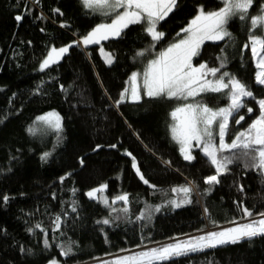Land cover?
I'll return each instance as SVG.
<instances>
[{"label": "trees", "instance_id": "trees-1", "mask_svg": "<svg viewBox=\"0 0 264 264\" xmlns=\"http://www.w3.org/2000/svg\"><path fill=\"white\" fill-rule=\"evenodd\" d=\"M262 3L254 0L249 19L237 16L229 21L231 39L206 41L192 60L194 65L219 68L217 57L223 55L221 72L247 85L256 99H264V86L256 83L252 52L244 46L249 43L250 17L259 13ZM201 6L213 11L223 4L222 0H178L174 11L157 25L165 33L160 41L153 42L145 24H133L119 37L84 45L81 37L109 19L86 9L81 0H0V264L52 260L102 264L112 255H131L174 238L221 230L232 226V221L255 219L242 217L241 204L264 213V175L245 168L244 160L229 165L212 186L204 179L215 169L200 148H192L193 161L184 160L169 129L171 110L184 101L142 95L139 101L115 103L130 72L142 70L160 50L177 41V33ZM18 15L22 20H16ZM61 45L71 47L41 71L38 64L48 49ZM100 46L111 52L112 64L103 61ZM195 100L211 108L228 104L222 93H203L189 102ZM246 102L253 112L245 107L230 119L226 140L259 115L256 100L246 98ZM50 110L62 118L59 132L36 130V117ZM239 116L245 119L236 125ZM30 127L36 131L30 133ZM45 152L50 155L41 159ZM132 157L149 184L136 174ZM102 184L107 185L101 193L107 204L86 195ZM184 185L192 188L187 197L191 203L180 207L167 203L185 199L184 193L171 191ZM124 193L127 202L112 203ZM4 196L9 197L7 202ZM156 206L159 211H154ZM146 208L153 210L151 218L137 219ZM105 219L110 222L103 224ZM66 247L72 251L64 256ZM159 264H264V236Z\"/></svg>", "mask_w": 264, "mask_h": 264}, {"label": "snow or ice", "instance_id": "snow-or-ice-1", "mask_svg": "<svg viewBox=\"0 0 264 264\" xmlns=\"http://www.w3.org/2000/svg\"><path fill=\"white\" fill-rule=\"evenodd\" d=\"M178 0H81L86 9L98 12L103 17L110 19L109 23L97 24L86 36L82 38L84 45L107 40L110 37H119L123 31L133 24H145V31L151 36L153 42L160 41L165 33L157 30L160 21L165 20L177 7ZM223 7L218 10L205 11L201 6L197 14L188 22L187 26L177 33L178 42L171 43L166 49L160 51L155 59L148 61L142 74L133 72L129 77L131 83L130 98L132 101L142 99L138 77L142 75L143 96L149 98L177 99L185 101L172 110L170 116L174 123L169 125L172 139L180 146L179 150L184 160L193 161L195 156L192 148L198 147L203 155L208 159L215 169V174L205 177L204 182L210 186L220 182L219 177L229 171V165L238 160L245 161V168L257 170L264 175V99H256L254 93L247 85L232 76L228 72H221L224 67L226 57H217L221 61L220 67H208L207 63L193 66L192 60L200 54L201 46L206 41H224L231 39L232 34L227 30V25L233 17L240 20L249 19V10L254 5V0H222ZM59 12V9L56 10ZM22 16H16V20H22ZM264 28V3L261 4L259 13L250 17L249 43L244 47H251L253 59L256 61L255 74L256 83L264 86V36H256L253 29ZM181 33L184 34L180 39ZM79 43V42H74ZM154 46V44H153ZM71 45L51 48L47 56L40 63V70L47 69L50 65L57 63L65 53L69 51ZM225 50L221 49L223 54ZM106 64L113 63L111 53H105L101 49ZM143 53H137L142 55ZM218 79L208 80V74L216 76ZM227 78V80L225 79ZM127 83V82H126ZM227 90V91H225ZM222 93L227 96L229 103L226 107L213 109L200 100L186 102L189 98H197L203 93ZM129 89L125 88L120 93V98L115 101L117 105L125 102ZM247 99L256 100L259 107V115L252 120L246 129L236 133L231 142H226L225 137L229 133V118H234L240 109L247 107ZM249 113L253 112L251 107H247ZM240 116L235 120L240 124L244 120ZM36 120L43 125L57 132L62 127L61 116L56 112L45 113L36 117ZM215 126V131H214ZM30 133H34V128H29ZM218 137V143L214 142ZM194 142V143H193ZM100 145H97L99 148ZM110 147L115 148L116 145ZM228 153L225 155L224 153ZM126 154L131 156L130 152ZM50 153L45 152L41 159H47ZM81 163L83 161L81 160ZM132 167L139 178L145 183V179L140 171L135 157H132ZM61 180L64 177L60 178ZM155 187L154 185H150ZM107 185H100L99 188L90 190L86 195L96 199L97 193L104 191ZM210 190V189H209ZM243 191V188L240 189ZM172 192H182L185 199L179 203L175 200L168 201L173 207H180L182 204L191 203L187 197L190 196L192 188L184 185L179 188L173 187ZM8 196L3 200L7 202ZM128 201L127 193L117 195L115 201ZM105 204L108 201H103ZM243 218L253 217L244 223H236L232 227H226L218 231H208L202 235L191 236L186 239L174 238L172 242L165 243L158 247H153L144 251H139L127 256H120L111 261H103L102 264H154V262H167L174 257L186 256L189 253L201 252L205 249H215L227 244H236L242 239H252L257 236H264V213H254L252 210L240 205ZM75 211V208H73ZM160 206H156L154 211H159ZM127 211V209H124ZM153 210L146 208L141 218H151ZM207 212V209H205ZM56 228L60 227V218H56ZM110 221L105 219L103 224ZM37 228L40 225H36ZM32 231V229H29ZM45 247L48 241L45 240ZM25 251V249H21ZM71 247H66L61 254L67 256L71 253ZM49 264H59L52 260Z\"/></svg>", "mask_w": 264, "mask_h": 264}, {"label": "rangeland", "instance_id": "rangeland-1", "mask_svg": "<svg viewBox=\"0 0 264 264\" xmlns=\"http://www.w3.org/2000/svg\"><path fill=\"white\" fill-rule=\"evenodd\" d=\"M257 15V14H256ZM255 16V15H254ZM193 18V17H192ZM191 20V19H190ZM110 22V19L107 21V22H101V23H109ZM98 24H100V23H98ZM97 25V24H96ZM95 25V26H96ZM94 26V27H95ZM187 26V25H186ZM185 26V27H186ZM93 27V28H94ZM92 28V29H93ZM92 29H90L88 32H90ZM87 32V33H88ZM87 33H86V35H87ZM251 34H254V35H256V36H261L262 34H264V28H259V27H257L256 29H253L252 30V33ZM86 35H84V36H86ZM83 36V37H84ZM83 37H81V43H82V38ZM110 38H114V37H110ZM183 38V37H182ZM182 38H180V39H182ZM102 41V40H101ZM100 41V42H101ZM175 42H178V40L177 41H175ZM174 42V43H175ZM83 44V43H82ZM90 45V44H89ZM170 45V44H169ZM168 45V46H169ZM64 46H68V45H61V46H51L49 49H48V51L51 49V48H53V47H55V48H60V47H64ZM167 46V47H168ZM167 47H165L164 49H166ZM250 47V46H249ZM101 49H103L104 50V52L105 53H111L109 50H107V49H105L103 46H100L99 47V53H100V56L102 57V59H103V57L104 56H102V54H101ZM164 49H162V50H164ZM250 49H251V47H250ZM162 50H160V51H162ZM48 51L46 52V54L42 57V59L40 60V62H39V64H38V67H39V69H40V63L42 62V60L47 56V53H48ZM159 51V52H160ZM158 52V53H159ZM157 53V54H158ZM157 54H156V56H157ZM156 56H154L153 58H151L150 60H152V59H155L156 58ZM253 57V56H252ZM149 60V61H150ZM103 61L105 62V60L103 59ZM253 61H254V65H255V68H256V61L253 59ZM148 63V62H147ZM201 64V63H200ZM147 65V64H146ZM199 65V64H198ZM198 65H194L193 64V66H198ZM144 69H145V67L142 69V70H139V69H135V70H132L131 72H130V74H129V76H128V78H127V80H126V84H125V87L123 88V90L125 89V88H128L129 89V93L127 94V96H126V99H128V100H131V98H130V89H131V83H130V81H129V77L131 76V74L133 73V72H136V73H140V74H142L143 72H144ZM258 69L256 68L255 69V74H256V71H257ZM206 79H208V80H215L214 78H206ZM138 85L140 86V90H141V95H143V92H142V75L140 76V77H138ZM122 90V91H123ZM190 99V98H189ZM189 99H188V101H186V102H189ZM194 99V98H193ZM132 101V100H131ZM185 102V101H184ZM183 102V103H184ZM189 103H191V102H189ZM228 103H229V101H228ZM179 106V105H178ZM227 105H225V106H221V107H226ZM221 107H219V108H221ZM213 109H217V108H213ZM173 110V109H172ZM172 110H171V112H172ZM49 112H53V110H50V111H47V112H45V113H49ZM54 112H56V111H54ZM170 112V113H171ZM45 113H43V114H41L40 116H42V115H44ZM57 113V112H56ZM235 117H237V115H235ZM232 117H230L229 118V121H230V119H231ZM170 119H171V123L170 124H172V123H174V121H173V119H172V117L170 116ZM248 127V126H247ZM246 127V128H247ZM245 127L244 128H240V129H236V130H233L232 131V133H231V135H230V138L228 139V140H226V137H225V140H226V142H231V139L236 135V133H238V132H240V131H243L244 129H246ZM36 130H40L41 132H43V133H45V132H47V131H49V130H51V131H53V129H50V128H48L47 126H45V125H43L41 122H39V121H37V126H36V128H35ZM214 131H215V126H214ZM214 142H216V143H218V137H216V139H215V141ZM194 143V142H193ZM177 144V143H176ZM177 146H178V148H180V146L177 144ZM215 174V173H214ZM90 191V190H89ZM88 191V192H89ZM87 192V193H88ZM102 192H99V193H97V198L99 197L100 199V201L102 202V203H104L103 201L106 199L107 200V197H106V195L104 194H101ZM111 201H113V199L111 200ZM232 226H234V225H232ZM232 226H229V227H232ZM121 256H127L126 254L125 255H121ZM117 257H120L119 255H112V256H109V258L110 259H108V260H105V261H111V260H113V259H115V258H117Z\"/></svg>", "mask_w": 264, "mask_h": 264}, {"label": "water", "instance_id": "water-1", "mask_svg": "<svg viewBox=\"0 0 264 264\" xmlns=\"http://www.w3.org/2000/svg\"><path fill=\"white\" fill-rule=\"evenodd\" d=\"M240 117V116H239ZM237 119H239V118H237ZM236 124V123H235ZM237 125V124H236Z\"/></svg>", "mask_w": 264, "mask_h": 264}, {"label": "crops", "instance_id": "crops-1", "mask_svg": "<svg viewBox=\"0 0 264 264\" xmlns=\"http://www.w3.org/2000/svg\"><path fill=\"white\" fill-rule=\"evenodd\" d=\"M103 56V55H102ZM104 58V57H103Z\"/></svg>", "mask_w": 264, "mask_h": 264}]
</instances>
